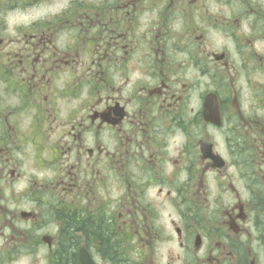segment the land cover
Segmentation results:
<instances>
[{
    "label": "flooded vegetation",
    "instance_id": "af4514ba",
    "mask_svg": "<svg viewBox=\"0 0 264 264\" xmlns=\"http://www.w3.org/2000/svg\"><path fill=\"white\" fill-rule=\"evenodd\" d=\"M0 264H264V0H0Z\"/></svg>",
    "mask_w": 264,
    "mask_h": 264
}]
</instances>
